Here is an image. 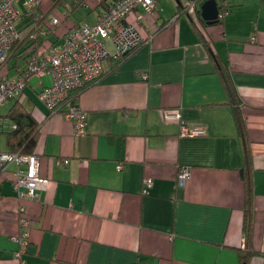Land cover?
Masks as SVG:
<instances>
[{"label":"crops","instance_id":"crops-1","mask_svg":"<svg viewBox=\"0 0 264 264\" xmlns=\"http://www.w3.org/2000/svg\"><path fill=\"white\" fill-rule=\"evenodd\" d=\"M25 1H17L22 11ZM39 1V15L54 4ZM189 1L156 0L157 13L140 24L146 42L96 83L71 90L87 112L84 134L62 112L26 105L42 120L31 153L49 182L37 199L20 198L9 173L16 163L0 177V264H242L248 244L246 264H264V0H232L222 23L199 25L229 73L241 122L189 18L160 27ZM99 2L85 0L73 17L95 21ZM66 13L58 5L48 19ZM43 82L51 84L50 74ZM183 122L204 132L183 134ZM22 204L30 219L24 247L14 240Z\"/></svg>","mask_w":264,"mask_h":264},{"label":"built area","instance_id":"built-area-1","mask_svg":"<svg viewBox=\"0 0 264 264\" xmlns=\"http://www.w3.org/2000/svg\"><path fill=\"white\" fill-rule=\"evenodd\" d=\"M17 1L0 0V105H4L17 94H22L28 86L29 78L37 76L41 81L33 87L38 89L41 102L50 112H62L66 119L72 120L76 134H84L87 129V112L78 102L71 99V90L95 83L103 73L105 60L126 54L144 39L140 24L146 15L153 16L157 13L156 0H115L99 11L95 21L81 22L78 27L71 29L63 38L53 43L50 41L52 37L47 35L46 27L32 34L28 29L20 28L24 13L32 19L41 18V15L33 14L38 11L40 1L26 0L25 11L19 9ZM230 1L219 0V17L228 12ZM188 5L190 12L194 4L189 2ZM47 21L51 25H59L61 18L52 14ZM29 34L34 43L27 47L20 46V37L25 39ZM19 49H24L26 59H23V65L19 64V60L14 62L17 73L11 76L8 64ZM46 74H50L51 84H43ZM143 76L147 75L144 73ZM181 132L203 133L204 128L192 127L183 122ZM68 160L65 159L66 162ZM13 162L16 167L10 169L9 173L15 193L20 198L37 199L39 189L49 182L47 177L38 173V156L26 151L0 150L2 173L7 171ZM118 167L122 168V163H119ZM188 173L187 167L181 170V182ZM152 183L153 179L150 177L144 179L146 186ZM20 206L18 222L21 227L14 240L24 247L30 236V219L24 205ZM20 255V250L15 252V256Z\"/></svg>","mask_w":264,"mask_h":264},{"label":"trees","instance_id":"trees-1","mask_svg":"<svg viewBox=\"0 0 264 264\" xmlns=\"http://www.w3.org/2000/svg\"><path fill=\"white\" fill-rule=\"evenodd\" d=\"M84 1L85 0H53V2H54L53 6L50 7V9L48 11H46V13L44 15L41 14V18L32 19L31 17H29V19L26 20L25 23H23V25L20 24V28L23 30L28 29V31L32 34L35 32H39L43 27H46L48 37L53 36L52 39L50 40L53 43V42L63 38L71 29L78 27L81 24L80 19L75 18L73 16H74L75 12L80 9V6L83 4ZM202 1L203 0H193V2L196 4L195 7L198 4V6L196 7L197 11L195 13L189 12L188 3H185V4L180 3V5L178 6V10L175 11L173 17L165 18L164 19L165 21L163 20V23H161L162 25L160 24L161 25L160 27L166 25L168 22H170L172 20V18H174L177 15H185L186 17L189 18V20L193 23L199 37L204 41V43L206 44L211 55L212 56L214 55V59L217 61L218 66H220L219 73L221 74L227 89L230 91V93L233 96V100H234L233 105H234V108L237 109L236 111L238 113V118L240 119V122H241L242 117H241L240 109L238 107L239 106V103H238L239 100H238V97L236 96V93L234 91L235 90L234 85L230 81L229 73H228L226 68H221L222 64H220V62H219V61L222 62L221 58H218L217 54H215L216 51L214 50V48L212 46L211 40L206 36L203 29L200 28V26H199L202 24L203 25L207 24V22L204 19H202V17L200 16V13H199L200 12L199 7H200V3ZM112 2H114V1L109 2V0H100L99 6L102 5L103 6L102 8H104V7H107L109 3H112ZM58 5L65 6L67 13H66V15L63 16L61 23L59 25H51L47 21L48 14L54 9V7H57ZM232 6H233V4H232V0H231L230 5L228 7V12L232 9ZM38 11H40V10H38ZM37 12L35 11L33 14L36 15ZM227 13H225L224 16ZM25 16H26V13L23 14L22 19L25 18ZM224 16L218 17V20L215 23L216 24L222 23ZM88 22H93V21H88ZM23 39L21 37L19 39L18 43L20 46L23 45V46L27 47V46L31 45L32 42L34 43V41L31 40V38H30V34L27 35V37L24 40ZM20 42H21V44H20ZM145 42H146V38L144 37V40H142V42H140L136 47L130 49L129 52H127L126 54H124L118 58H111L112 59L111 66L109 68L103 70L101 77L104 76L105 74H107L108 72H110L111 70H113L114 68H116L122 61H124L130 54L135 52ZM20 46H19V48H20ZM15 55H16L15 56V62H17L20 59H24V60L26 59V53L24 52V49L17 50ZM84 87H86V86L79 87L75 90L80 91ZM70 96H71L72 100L77 101V99H78L77 93H70ZM4 116L8 117L10 119V121L13 123V126L10 128H7V129L0 128V131L4 132L6 134L8 150L9 151H26L29 153L33 152V148L37 142V139H38V136L40 133V126L42 124V120H37L35 118L32 110L29 109L28 107H26V104L21 102L20 99H17L15 101V103H13L10 106L9 111ZM246 168H247V166L244 169H242V176L245 179V183H246V200H247V205L245 208L244 228L246 230V233L249 234L250 229L247 228V223L248 224L250 223V218H248V216L251 214V208H252L251 203H252V197H253V189H252V185L250 183V180H249L248 176L246 175L247 174V172L245 170ZM2 174L3 173L0 171V177L3 176ZM249 247H250V245L248 244V251L240 254V257H241L240 260H241L242 264H246V262L249 259V256L251 254H254V251H251Z\"/></svg>","mask_w":264,"mask_h":264},{"label":"rangeland","instance_id":"rangeland-1","mask_svg":"<svg viewBox=\"0 0 264 264\" xmlns=\"http://www.w3.org/2000/svg\"><path fill=\"white\" fill-rule=\"evenodd\" d=\"M194 4V6L196 5L193 0H190L189 2H191ZM197 7V6H196ZM14 62H15V57H12L9 61V67L10 69H8V71L10 72L11 76H14L16 75L17 73V67L13 66L14 65ZM19 64L20 65H23L24 64V60L21 59L19 60ZM7 69V68H6ZM41 81V78L37 77V76H32L29 78V83H28V86H27V91L28 93H26L25 91L22 93V94H17L16 97L14 98H10L7 100V102L4 104V105H0V128L1 127H5V128H10L11 125H12V122L10 121V119L8 117H5L4 115L9 111V108L10 106L15 103V101L17 99H20L21 102H23L24 104H26L29 108H33L34 106H45L39 96H38V92H37V88L36 87H33L35 86L37 83H39ZM28 94L30 96H32L33 100H29L28 99ZM4 135L3 134H0V148L3 146L4 144ZM190 174V172L186 175V177H188ZM185 177V178H186Z\"/></svg>","mask_w":264,"mask_h":264},{"label":"water","instance_id":"water-1","mask_svg":"<svg viewBox=\"0 0 264 264\" xmlns=\"http://www.w3.org/2000/svg\"><path fill=\"white\" fill-rule=\"evenodd\" d=\"M199 9L200 16L207 24H214L218 20L220 13L218 0H203L200 3Z\"/></svg>","mask_w":264,"mask_h":264},{"label":"clouds","instance_id":"clouds-1","mask_svg":"<svg viewBox=\"0 0 264 264\" xmlns=\"http://www.w3.org/2000/svg\"><path fill=\"white\" fill-rule=\"evenodd\" d=\"M60 18H61V16H60ZM61 20H62V18H61Z\"/></svg>","mask_w":264,"mask_h":264},{"label":"bare ground","instance_id":"bare-ground-1","mask_svg":"<svg viewBox=\"0 0 264 264\" xmlns=\"http://www.w3.org/2000/svg\"><path fill=\"white\" fill-rule=\"evenodd\" d=\"M144 40V39H143ZM142 42V41H141ZM129 52V51H128Z\"/></svg>","mask_w":264,"mask_h":264},{"label":"flooded vegetation","instance_id":"flooded-vegetation-1","mask_svg":"<svg viewBox=\"0 0 264 264\" xmlns=\"http://www.w3.org/2000/svg\"><path fill=\"white\" fill-rule=\"evenodd\" d=\"M195 11V10H194ZM196 11H197V9H196Z\"/></svg>","mask_w":264,"mask_h":264}]
</instances>
